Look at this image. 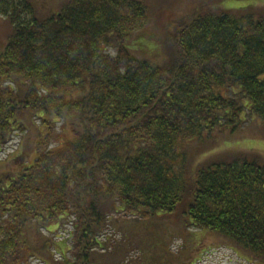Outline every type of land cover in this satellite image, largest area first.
Returning <instances> with one entry per match:
<instances>
[{
	"label": "trees",
	"instance_id": "1",
	"mask_svg": "<svg viewBox=\"0 0 264 264\" xmlns=\"http://www.w3.org/2000/svg\"><path fill=\"white\" fill-rule=\"evenodd\" d=\"M153 7L0 0V151L15 130L34 139L0 170V264L53 248L62 264H102L116 247L127 264L132 220L160 212L264 264V156L192 163L245 125L264 139V14L192 3L163 41ZM63 219L68 245L41 235ZM110 224L124 237L112 250Z\"/></svg>",
	"mask_w": 264,
	"mask_h": 264
},
{
	"label": "rangeland",
	"instance_id": "2",
	"mask_svg": "<svg viewBox=\"0 0 264 264\" xmlns=\"http://www.w3.org/2000/svg\"><path fill=\"white\" fill-rule=\"evenodd\" d=\"M59 0H46L48 5H52ZM154 7L151 9V15L155 18V22L159 24L154 28L150 25L149 34L156 31L161 40L166 39L167 33L173 31L177 27L181 18L184 21H189L198 13V9L191 11L192 3L206 2L208 6L217 4L224 9H238V8H252L258 14H264V0H152ZM148 4L151 0H147ZM153 10V11H152ZM181 22V21H180ZM161 25V27H160ZM151 40H156L152 38ZM146 40L139 38L136 40L137 46L144 44ZM158 41V40H157ZM144 48V47H143ZM152 48V47H150ZM145 49V48H144ZM155 52V51H154ZM153 52V53H154ZM39 121V119H36ZM61 122H57L54 128L55 133L59 132L60 136L57 139L51 140V146L62 141L61 138ZM30 131L15 130L11 139L7 142L5 147L0 151V170H8L14 167L13 162L10 161L14 157H18V153L28 139L31 138ZM208 145L203 144L197 148H193L195 153L197 150L207 148ZM205 150V149H204ZM257 151L264 156V139L253 136L252 130L249 126H243L240 130L226 135L220 139L217 146L213 149V153L204 155L196 153L192 163H211L220 159L224 160L231 153L238 151ZM15 158V160H16ZM19 165V160L15 161ZM70 223L65 219L59 225L51 224L50 230L41 228V235L45 238L54 236L55 240L61 244L70 243V240H65L67 231L70 229ZM123 228V227H122ZM118 225L110 224L108 226L107 235L111 237L108 247L112 250L115 242H123V230ZM190 233H186L187 231ZM186 228L183 220L178 218L174 213H157L148 218L134 221L130 224V231L134 236L132 243L137 244L138 249H132L123 260L127 264H141L147 262L149 264H254L252 261H247L242 254L236 252L233 248L224 243L218 242V237L205 229H196L195 227ZM130 236L129 233H127ZM41 240V239H40ZM116 245V244H115ZM54 254L53 257L49 255L44 259H36L28 257L22 264H62L68 258L69 252L66 256H61L58 251L50 249ZM119 247L114 248L109 260L102 261V264H118ZM152 262V263H151Z\"/></svg>",
	"mask_w": 264,
	"mask_h": 264
}]
</instances>
